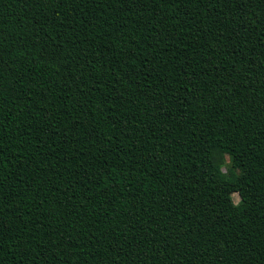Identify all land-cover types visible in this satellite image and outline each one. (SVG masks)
<instances>
[{
    "label": "trees",
    "instance_id": "obj_1",
    "mask_svg": "<svg viewBox=\"0 0 264 264\" xmlns=\"http://www.w3.org/2000/svg\"><path fill=\"white\" fill-rule=\"evenodd\" d=\"M0 264H264V0H0Z\"/></svg>",
    "mask_w": 264,
    "mask_h": 264
},
{
    "label": "rangeland",
    "instance_id": "obj_2",
    "mask_svg": "<svg viewBox=\"0 0 264 264\" xmlns=\"http://www.w3.org/2000/svg\"><path fill=\"white\" fill-rule=\"evenodd\" d=\"M224 161H225V164H224V168H223V170L225 171V172H227V171H229L228 170V167H229V164H228V162H229V157H228V155H224ZM232 198H233V201L236 203V202H238V200H239V196H238V194H236V193H234L233 195H232Z\"/></svg>",
    "mask_w": 264,
    "mask_h": 264
}]
</instances>
